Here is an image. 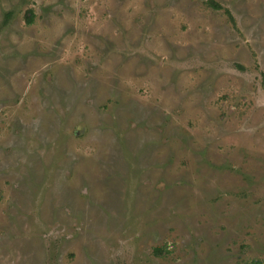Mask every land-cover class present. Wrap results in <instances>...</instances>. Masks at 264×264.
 Returning a JSON list of instances; mask_svg holds the SVG:
<instances>
[{"label":"rangeland","instance_id":"374dc122","mask_svg":"<svg viewBox=\"0 0 264 264\" xmlns=\"http://www.w3.org/2000/svg\"><path fill=\"white\" fill-rule=\"evenodd\" d=\"M217 1L0 0V264H264V0Z\"/></svg>","mask_w":264,"mask_h":264},{"label":"trees","instance_id":"16d2710c","mask_svg":"<svg viewBox=\"0 0 264 264\" xmlns=\"http://www.w3.org/2000/svg\"><path fill=\"white\" fill-rule=\"evenodd\" d=\"M211 7L215 8V9H222L223 6L217 1V0H205ZM33 12H30L26 15V19L28 21V23H32L33 22Z\"/></svg>","mask_w":264,"mask_h":264}]
</instances>
